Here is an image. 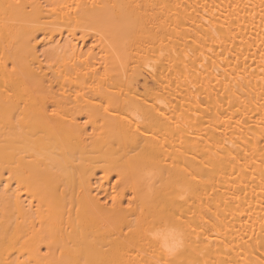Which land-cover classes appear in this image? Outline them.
I'll list each match as a JSON object with an SVG mask.
<instances>
[{
	"label": "bare ground",
	"instance_id": "bare-ground-1",
	"mask_svg": "<svg viewBox=\"0 0 264 264\" xmlns=\"http://www.w3.org/2000/svg\"><path fill=\"white\" fill-rule=\"evenodd\" d=\"M0 264H264V0H0Z\"/></svg>",
	"mask_w": 264,
	"mask_h": 264
}]
</instances>
